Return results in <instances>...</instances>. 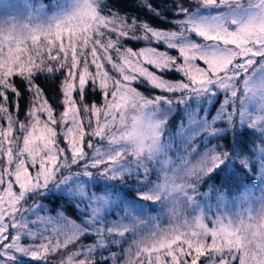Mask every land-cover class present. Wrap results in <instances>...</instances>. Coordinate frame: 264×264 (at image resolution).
<instances>
[{"label": "rangeland", "instance_id": "obj_1", "mask_svg": "<svg viewBox=\"0 0 264 264\" xmlns=\"http://www.w3.org/2000/svg\"><path fill=\"white\" fill-rule=\"evenodd\" d=\"M99 1L0 0V63L24 72H54L65 80L69 97L73 81L85 79L100 83L106 93L100 105H82L78 112L73 104L56 119H48L49 124L41 117L44 127L33 120L19 139L14 141L12 132L4 139L0 233L7 229L11 239L5 248L0 236V255L12 259L24 252L25 244L17 237L38 239L42 252L50 243L57 249L92 233L67 257L71 264H81L92 248L102 244L105 233L114 244L128 243L125 255L130 264L140 254L148 264H177V256L188 247L213 254L237 250L240 264H264V165L251 175L252 184L237 193L227 187L209 196L207 184L199 188L215 166V146L223 147L228 136L235 147L236 139L243 138V126L256 136L252 159L264 155L259 150L264 140V0L203 4L182 17L176 29L163 32L121 25L119 17H101L96 11ZM110 30L116 32L115 38ZM123 34L135 37L132 44L122 41ZM154 39L161 42L154 44ZM131 47L137 51H129ZM177 47L182 61L176 59ZM171 67L178 69L170 74L174 80L164 77L168 71H157ZM139 77H144L140 86L132 85ZM210 82L226 90L235 115L234 120L228 117L227 125H214L212 117L199 111L201 106L208 109L202 102L208 98ZM156 87L166 91L157 92ZM184 89L191 100L177 104V93ZM165 99L172 102H162ZM71 120L75 122L65 127L64 122ZM225 127L229 131L212 135ZM89 140L92 149L87 148ZM81 143L84 149L79 148ZM96 146L102 151L96 153ZM81 151L85 155L78 158L87 157L94 170L81 171L77 164ZM92 155L101 159L91 161ZM30 165L34 174H29ZM133 170L158 176L153 186L129 197L144 194L135 205L127 198L116 205L107 192L91 191L95 178L112 185V178L121 182ZM193 177H199L195 184ZM137 180L136 190L141 185ZM49 187L71 197L80 220L55 210L47 227L39 218L33 224L35 232L27 235L24 219L44 209L41 202ZM44 211L48 213L47 207ZM130 237L137 241L129 244Z\"/></svg>", "mask_w": 264, "mask_h": 264}, {"label": "trees", "instance_id": "obj_2", "mask_svg": "<svg viewBox=\"0 0 264 264\" xmlns=\"http://www.w3.org/2000/svg\"><path fill=\"white\" fill-rule=\"evenodd\" d=\"M42 1H48V0H42ZM219 1V0H218ZM205 4L204 0H100L99 4L97 6V13L99 16L107 18L109 17L108 14L110 12L115 13L118 15L119 18L122 19V17L126 18L127 21H129V24L135 20V28L138 29L139 27H142L143 24H147L149 28L157 29V30H174L177 28L179 21L182 17H184L187 13H189L192 9L199 8L201 5ZM216 4V3H214ZM206 5H211L206 4ZM150 6V7H149ZM195 7V8H194ZM183 9H188V12L185 13ZM128 24V25H129ZM39 71H32V72H24L19 66L16 67H10L6 63H0V84H7L8 78L15 74L19 76L29 77L31 75H34ZM164 72V71H163ZM163 72H159L162 74ZM41 73V71L39 72ZM167 76V77H166ZM47 77V78H46ZM166 79H175L170 74H166L164 76ZM170 77V78H169ZM38 83L41 84V86L46 87L49 90V96L51 101L53 102V105L56 106L59 104L58 94H57V85L60 83L59 81L55 80L54 78H50L44 73H41L40 79L38 80ZM18 86H21L23 84V81L18 80L17 81ZM100 83L97 82V87ZM21 91V108H25L28 106L30 114L28 116L25 115L23 110H21L19 114V119H17L15 113H9L7 112L6 108L0 107V175L2 174L4 163L6 160V146L7 143L4 142V139L10 135L12 132V135L15 139H19L25 132L27 131V127L34 122L37 124H41L40 127H44L43 121H41V117L38 116L39 109L42 108L43 111H47V122L49 124L50 118L56 119L60 114L62 113V109L60 107H56V113L57 115L54 117L51 113V110L47 108L46 104H42L39 107H34L29 103V97L27 93V89L24 87H20ZM144 93V92H142ZM148 95V94H147ZM95 95L92 97H89V101L94 100ZM101 102L97 101L96 104L93 105H100ZM89 108V107H88ZM35 109L34 113L33 110ZM33 116V117H32ZM34 116L36 117L35 119ZM4 121H7L4 122ZM243 126V125H242ZM48 128V126H46ZM242 131L240 132V135L243 136L242 139L245 138L244 134L246 133V142L248 143V146L250 149L253 148V144L256 142V136L253 134L250 130H247L242 127ZM231 129V128H230ZM247 131H246V130ZM8 130V135H7ZM250 133L252 140L250 139ZM234 136V134H233ZM255 136V138H254ZM232 137V136H231ZM235 137V136H234ZM227 136L226 139H223L225 142L222 149H228L231 150L232 148V140ZM249 140V141H248ZM228 142V144H227ZM236 142V141H235ZM57 147H60L62 144H55ZM216 155V154H215ZM214 164V159L212 161ZM35 167L38 168V163L35 164ZM245 168H247V162L245 161ZM259 168V165L258 167ZM29 174H34V168L30 165L28 168ZM38 171V169H36ZM142 173L138 170H133L131 174H126L124 177H121V182L119 181V178H112L114 179V183L111 186L112 188L119 189L124 188L130 191L131 196L134 198V194L137 192L142 191L143 188H146L147 186L150 187V185L153 186V183L157 180V175L154 171L146 172V175H134V173ZM209 173V172H208ZM207 173V174H208ZM257 172H249L247 176L244 175V171L237 168L236 174L228 179L226 182L222 183L220 180H213L209 174L204 179L205 181L200 185L199 188H203L204 184L210 185L209 187L205 188V191H207V194L209 196H212L215 194V190H224L227 187H233V192H239L240 189L245 185H251V178L252 174H256ZM213 176L215 173L212 174ZM205 176V173L203 174V177ZM149 178V180L143 181L141 185H138L137 189H135V182L136 179L142 180V178ZM199 178V177H198ZM197 178V179H198ZM195 177H193L191 183L195 184L196 180ZM3 180V178L0 176V182ZM94 182H100L102 185H108L104 183V181H95ZM1 184V183H0ZM140 184V183H137ZM151 186V187H152ZM218 188V189H217ZM91 191L95 192V189L93 188V184L91 187ZM45 191H48L42 198L41 204L44 205V209L40 211V213L36 214H28L25 217V222L28 224V234H33L35 232L34 225L35 220L42 218L45 222V227L48 226L51 222V213L53 211H61L65 216L68 218L74 219V221H79V213L74 211V205L71 206L68 203L67 199L60 198L61 193H56L55 190L52 188H47ZM2 190H0L1 194ZM195 193V192H194ZM196 195V193L194 194ZM108 199H110L112 202L114 201V204H121L122 198H119L115 195H111L110 191L107 192ZM198 197L199 194L197 195ZM202 196V194H201ZM44 197H47L46 199ZM116 198V199H115ZM197 198V197H196ZM47 207L48 213H46L44 210ZM102 216V215H101ZM108 216V215H106ZM50 221V222H49ZM104 241L100 246L96 245V247L92 248L86 255V260L81 264H103V258L104 257H112L114 254V257L112 258L111 264H130L129 261H127V257L125 255L127 249H128V243H120V244H114L111 242V239L108 238V236L104 233L103 234ZM106 238V239H105ZM49 240V238H45L46 241ZM83 237H78L77 239L71 240L67 242L62 247H56L57 249H53L50 247L51 243L43 249L41 252L40 249L37 247L39 240L34 238L23 241L22 243L25 244L24 252L16 254V256L12 259L5 258L0 255V264H21L22 260H28L29 264H71L68 260V256L71 255V252L78 247V244L84 242ZM137 241V240H136ZM132 237L129 239V244H133L136 242ZM29 242H32L33 245L30 246ZM49 243V241L47 242ZM83 245V244H82ZM35 246L38 248L36 249ZM124 251V252H123ZM37 256L39 259L33 260L31 257ZM177 264H196L197 261H199V264H240L239 262V254L237 253V250H224L221 254H213L211 251H195L192 248L188 247L187 250H185V253L183 255H179ZM78 264V263H76ZM135 264H148L147 258L143 255H138Z\"/></svg>", "mask_w": 264, "mask_h": 264}, {"label": "snow or ice", "instance_id": "obj_3", "mask_svg": "<svg viewBox=\"0 0 264 264\" xmlns=\"http://www.w3.org/2000/svg\"><path fill=\"white\" fill-rule=\"evenodd\" d=\"M205 4H214L217 3L218 0H204ZM150 7V6H149ZM185 13L188 12V9H183ZM194 11V10H193ZM109 19H116L118 17L117 14L110 12L108 14ZM117 23L123 25V24H129V21H127L126 18L122 17V19H118ZM193 23H196V21H193ZM135 26V20H133L129 27ZM143 28L148 30L149 32H155L160 31L163 32L164 30H154L149 29V26L147 24H143ZM111 36L113 38L116 37V32L110 30ZM123 42H127L128 44H132L135 37L130 34H123L121 37ZM143 39L147 40V36L143 37ZM159 40H153L154 44L160 43ZM117 48L121 47L120 42H117L116 44ZM165 47H168V45H165ZM131 52H136L137 48L131 47L128 49ZM174 51L177 52V60L182 61L183 57L179 55V48H174ZM159 51V49L157 50ZM203 63V61H201ZM149 67H152V65H149ZM158 72L168 71L169 74H176L178 69L176 67L171 68H164V69H157ZM69 75L68 72L64 73V76L67 77ZM41 73L37 72L34 75H31L29 77L19 76V75H11L8 78L7 84H0V107L6 108L7 112L9 113H15L17 119H19V114L21 110L25 113L26 116L30 114L28 106L25 108H21V91L20 87H24L27 89L28 97H29V103L34 107H39L42 104H46L47 108L51 110L52 115L55 117L57 115L56 113V107H60L62 110L66 111L72 107L73 104L76 105L77 111L79 112L81 109V106L85 107H91V105L96 104L97 101L103 102L106 93L105 90L101 87H97V84L92 79H85V80H79L73 81V86L71 89L70 97L68 93L64 89L65 80L61 78L60 75H54V72H49L47 76H54V79L59 81L60 83L57 85V94L59 99V104L54 106L53 102L50 99L49 96V90L46 87L41 86L40 83H38V80L40 79ZM47 78V77H46ZM144 77H139V79H134L131 81V84L139 87L140 86V80H143ZM23 81V84L21 86H18L17 81ZM155 87V86H153ZM157 92H163L166 91L165 88L156 87ZM207 94V99L204 100L202 103H206L208 105V109H204L202 106L200 108V113L206 112L208 117L213 118V124L215 125L217 122H220L224 125L228 124V117L231 116L232 119H235V115L232 113L231 110V103L227 99L226 90H220L217 88V85L215 83L210 82V86L208 89L205 90ZM188 89L182 90L181 93H177L178 96H180L179 99H177L175 102L177 104H185L186 101L191 100V95H188ZM95 95V99L89 101V97H92ZM107 95H111V93H107ZM79 97V99H77ZM153 100H156V97L152 98ZM164 103H171V100H163ZM219 106V107H218ZM215 114V115H213ZM47 111H39L38 116L43 117L45 120H47ZM7 123V121H4ZM74 120L71 121H65V127H68L72 123H74ZM83 123V121H81ZM234 130V129H232ZM229 131V128L225 127L223 129H219L217 131H214L212 135H218L223 132ZM57 135H61V133H57ZM246 133L244 134L245 138H237L236 139V146L233 147L231 150L224 149L221 151V146L216 145V156L214 158L215 166L211 168L209 172V176L213 180H220L222 183L226 182L228 179L232 178L236 174L237 168L244 171V175L247 176L248 173L254 172L257 170L258 165H264V155L261 156L259 160L252 159V157L256 156L255 144H253V148L250 149L248 146V143L246 142ZM98 141H100V137H96ZM67 143V141H65ZM80 149H84L85 145L81 143L79 145ZM87 148L92 149L93 145L91 143V140L87 143ZM260 151L264 152V140L261 141ZM68 151H74L73 149H68ZM102 149L99 146L95 147V152L99 153ZM85 153L83 151L79 152L77 154V164L82 165L81 171L84 170H94L93 165L91 163H88V158L86 157L84 161H81L78 157L84 156ZM91 161H97L100 160L101 157L99 155H92L90 157ZM247 162V168H245L244 163ZM112 159H109L108 163H112ZM75 166V165H74ZM109 171H112V169H109ZM215 173L213 176L212 174ZM130 174V173H129ZM138 176L146 175V173H137ZM12 179V178H10ZM137 183H143L142 180H137ZM4 185L0 184V190H2ZM15 187V185H14ZM93 188L95 189L96 193H105L109 192L111 195H115L119 198H127V203L131 205H135L139 200H143L144 194L141 193L138 197V199H129L131 196V193L129 190L124 188L115 189L112 188L109 185H102L100 182H94ZM139 191V189H138ZM45 199L47 197H44ZM63 199H67L69 205L71 206L73 204V201L71 197L61 191V197ZM7 219V217H5ZM7 229L3 233H0V236H3V243L4 247H9L8 241L11 239L7 234ZM92 233H84L83 238L84 239H90ZM29 237L22 236L17 237L16 239H19L21 242L27 240ZM114 257V254L112 257H104L103 258V264H111L112 258ZM33 260L39 259L37 256L31 257ZM21 264H29L28 260H22ZM196 264H199V261L196 262Z\"/></svg>", "mask_w": 264, "mask_h": 264}]
</instances>
